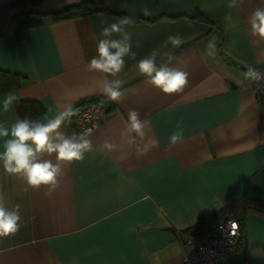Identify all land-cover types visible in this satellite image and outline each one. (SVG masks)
Returning <instances> with one entry per match:
<instances>
[{"label":"crops","instance_id":"0c3cea01","mask_svg":"<svg viewBox=\"0 0 264 264\" xmlns=\"http://www.w3.org/2000/svg\"><path fill=\"white\" fill-rule=\"evenodd\" d=\"M14 1L0 0V28L12 19L0 34V70L20 74L21 85L7 93L0 85V101L10 93L39 101L45 110L38 119L46 122L67 105L103 95L106 74L89 72L87 65L102 28L123 17H44L40 26L16 35L24 22L14 15L21 11ZM79 1L40 0L37 7L57 10ZM91 1L148 19L127 27L136 56L125 57L118 75L124 95L89 135L94 150L62 165L51 195L43 185L24 191L25 183L0 165V194L7 207L20 205L22 217L16 234L0 238V264H183L189 235L226 216L218 217L245 194L264 202L261 106L253 83L244 79L248 67L264 66V40L251 34L248 23L264 0H242L236 8L228 0ZM145 5L152 16L141 13ZM197 10L213 22L192 18ZM176 34L184 39L181 47L165 45ZM210 40L215 56L207 54ZM153 49L174 53L168 66L188 73L183 92L165 94L138 73L136 62ZM161 63L167 58L158 56ZM129 109L145 122L144 137L131 144L124 131ZM17 116L15 105L0 111L8 125ZM178 124L184 134L173 144ZM69 125L71 120L61 130L71 135ZM8 138H0V152ZM105 141L117 147L109 151ZM246 213V237L233 261L264 264V213Z\"/></svg>","mask_w":264,"mask_h":264},{"label":"clouds","instance_id":"9594fccd","mask_svg":"<svg viewBox=\"0 0 264 264\" xmlns=\"http://www.w3.org/2000/svg\"><path fill=\"white\" fill-rule=\"evenodd\" d=\"M240 3L242 0H228L227 6L236 8ZM141 13L144 17L152 16V11L147 5L141 8ZM224 19L232 23L231 14H227ZM133 23L131 16H125L103 27L100 33L103 38L98 41L97 54L87 65L89 72L106 74L101 92L110 101L119 102L124 95L122 87L125 81L118 78V75L125 68V57L136 56L132 51V34L127 31V27ZM248 23L251 34L264 40V7H257L248 17ZM183 43L184 39L179 34L169 35L165 41V45L170 44L173 49L180 48ZM206 48L209 56L216 55L214 40H210ZM158 56L166 57L168 63L158 65ZM174 59L175 55L172 52L160 53L159 50L153 49L139 59L135 67L140 75L163 93H181L188 84V73L169 67ZM244 79L258 82L264 80V73L254 67H248ZM19 99L21 98L14 93L6 95L0 101V111L5 113L11 111ZM77 111L71 105H67L46 122L29 116L23 118L17 116L10 125L6 121H0V138L10 137L3 142L4 150L0 152V165L7 173L15 175L25 183L24 191L28 188L39 189L43 185L47 187L46 195H51L59 186L58 178L62 174V165L66 162L81 161L85 153L94 150L89 132H73L68 135L61 130L64 122L77 115ZM144 128L145 122L140 118V113L135 109H129L124 129L129 137L128 142L135 143L137 137L143 138ZM183 134L184 129L178 124L177 131L170 137V142L175 144L182 141ZM103 147L111 151L117 146L105 141ZM21 219L20 205L7 207L3 195L0 194V238L16 234L22 227Z\"/></svg>","mask_w":264,"mask_h":264},{"label":"trees","instance_id":"16d2710c","mask_svg":"<svg viewBox=\"0 0 264 264\" xmlns=\"http://www.w3.org/2000/svg\"><path fill=\"white\" fill-rule=\"evenodd\" d=\"M40 3V0H18L12 2L13 7L21 8V11L15 13L14 15L20 16L24 22V29H15L14 33L16 35H23L26 29L40 26L43 23L44 17H51L52 20L59 21L64 19H71L73 17L94 14V13H106L109 15L115 16H129L125 12H119L113 10L112 8L99 4L97 2L91 0H83L76 3L68 4L66 6L61 7L57 10H42L37 7ZM13 15V17H15ZM132 17V16H131ZM133 18V17H132ZM175 18V17H172ZM192 18L200 19L204 22H213L204 12L197 10L195 14L192 15ZM148 20L145 18H133V21H141ZM12 24V19L0 28V34L6 32L10 29V25ZM230 63H235L230 60ZM21 75L12 73L5 70H0V85L3 92H10L16 90L21 85ZM87 101H96L108 106V114L111 112V109L114 107L112 101H110L104 95L94 96L90 98L83 99L79 101L74 109H76L79 105L84 104ZM18 116L23 118L25 116L32 117L34 119H38L44 113V106L36 100H21L19 99L14 103ZM74 117V116H73ZM71 118V122L73 125H69V127L73 128V132L78 133V128L75 124L74 118ZM73 120V121H72ZM66 120L65 122H68ZM251 209H257L264 213V202L257 200L255 198L249 197L248 195H244L239 198L236 202L231 204L228 208H225L218 217L227 214L228 216L236 217L242 226V236L240 239L241 243L246 237V211ZM205 227H203L200 233H203ZM197 234V233H194Z\"/></svg>","mask_w":264,"mask_h":264},{"label":"built area","instance_id":"2783aa9c","mask_svg":"<svg viewBox=\"0 0 264 264\" xmlns=\"http://www.w3.org/2000/svg\"><path fill=\"white\" fill-rule=\"evenodd\" d=\"M255 69L264 73V66ZM252 83L260 102L264 125V80ZM76 110L77 115L73 118L78 133L87 131L92 134L108 114V106L96 101H87ZM241 236V222L236 217L226 215L212 219L206 223L203 233L189 235L185 239L183 264H252L243 260L233 261Z\"/></svg>","mask_w":264,"mask_h":264},{"label":"rangeland","instance_id":"374dc122","mask_svg":"<svg viewBox=\"0 0 264 264\" xmlns=\"http://www.w3.org/2000/svg\"><path fill=\"white\" fill-rule=\"evenodd\" d=\"M239 262V261H238Z\"/></svg>","mask_w":264,"mask_h":264}]
</instances>
